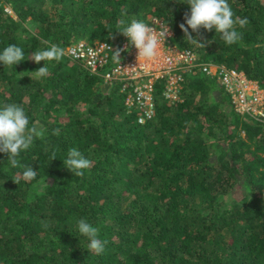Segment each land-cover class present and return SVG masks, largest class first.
Here are the masks:
<instances>
[{"label": "trees", "instance_id": "trees-1", "mask_svg": "<svg viewBox=\"0 0 264 264\" xmlns=\"http://www.w3.org/2000/svg\"><path fill=\"white\" fill-rule=\"evenodd\" d=\"M228 3L248 20L237 26L242 40L228 46L215 29H189L211 42L202 49L179 27L187 0H0V52L15 44L25 53L12 68L0 64V107L22 106L30 126L46 130L17 157L19 167L0 153V264H264V122L237 112L216 76L187 72L175 102L159 79L155 116L142 124L138 110L128 112L124 82H105L66 54L36 79L31 72L44 62L28 59L49 42L65 52L81 39L105 41L114 50L104 73L123 49L117 21L158 19L178 48L264 88V0ZM72 147L93 163L83 177L63 165ZM29 166L37 176L26 181ZM80 219L107 241L102 254L88 252Z\"/></svg>", "mask_w": 264, "mask_h": 264}, {"label": "clouds", "instance_id": "clouds-1", "mask_svg": "<svg viewBox=\"0 0 264 264\" xmlns=\"http://www.w3.org/2000/svg\"><path fill=\"white\" fill-rule=\"evenodd\" d=\"M187 4L190 6V15L185 14V23L180 24L179 27L184 33L185 39L191 45L204 49L211 42L193 38L189 29L197 33L201 28L207 31L215 29V32L220 34L221 39L228 46L234 45L242 40V34L237 30V26L243 29L248 24V20L247 18L234 16L228 0H187ZM116 27L118 29L117 33L127 37L130 45L137 49V60L143 59L151 61L156 58L160 41L154 29L144 22L137 20H132L127 25L124 20H119L117 21ZM124 50L126 49L112 51L113 59L119 65L121 51ZM64 54L63 48L51 42H49L47 49L33 51L32 55L30 57L28 56V59H31L37 64L43 61L44 67L31 73L36 79L47 77L50 72L45 62H59ZM24 60L25 53L23 49L15 44L8 45L0 52V64H3L5 68H12ZM18 76L22 79L24 73ZM38 125L39 122H36L30 126L29 118L22 106L4 104L0 107V153L8 157L7 160L11 167H19L20 164L17 157L20 156L21 152L32 147L35 140L43 139L46 130ZM59 132V129H55L52 134L59 135ZM53 160H56L55 152L51 156V161ZM63 165L73 175L83 177L85 171L92 168L93 163L91 160L85 158L76 147H72L68 150ZM36 176L37 171L33 170L31 166L26 167L22 172V177L26 181L33 180ZM77 227L79 234L87 237L90 241L88 244V252L100 255L105 251L107 241L98 238V229L96 227L92 226L85 219H80L77 222Z\"/></svg>", "mask_w": 264, "mask_h": 264}, {"label": "built area", "instance_id": "built-area-1", "mask_svg": "<svg viewBox=\"0 0 264 264\" xmlns=\"http://www.w3.org/2000/svg\"><path fill=\"white\" fill-rule=\"evenodd\" d=\"M5 11L14 19L18 18L7 2ZM148 26L154 29L160 41L158 54L151 61L137 60V49L130 45L127 37H124L123 41V49L129 48L126 56L120 57V65L113 60L110 70L104 73L101 72L111 63L110 51L114 50L113 46L105 41L91 44L81 39L68 46L65 54L79 62L91 74L102 75L105 82H124L120 91L125 95L128 112L138 110V121L142 124L155 116V91L159 79H165L163 96L170 102H175L181 100L180 90L186 73L195 74L198 70L216 76L231 94L237 112L264 122V92L257 81L250 80L245 73L224 65L199 61L198 54L192 49L178 48L171 42L172 29L162 21L154 19L153 24ZM214 67L215 72L212 71Z\"/></svg>", "mask_w": 264, "mask_h": 264}, {"label": "rangeland", "instance_id": "rangeland-1", "mask_svg": "<svg viewBox=\"0 0 264 264\" xmlns=\"http://www.w3.org/2000/svg\"><path fill=\"white\" fill-rule=\"evenodd\" d=\"M32 23H33V22H28V23H27V26H28V27H29V26H32ZM213 63H215V62H213ZM212 71L215 72V67L212 69ZM213 74H214V73H213ZM108 85H109V83H108ZM250 87H251V86H250ZM250 87H249V88H250ZM261 89H262L263 92H264V88L261 87ZM252 119H253V118H252ZM253 120L256 121L255 119H253ZM38 126L43 127V124H39Z\"/></svg>", "mask_w": 264, "mask_h": 264}]
</instances>
